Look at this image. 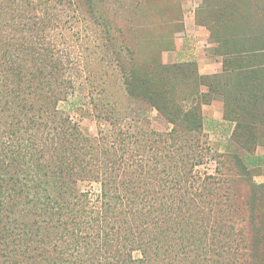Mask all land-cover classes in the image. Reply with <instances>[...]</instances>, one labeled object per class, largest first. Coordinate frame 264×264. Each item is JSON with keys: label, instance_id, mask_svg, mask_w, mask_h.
Returning a JSON list of instances; mask_svg holds the SVG:
<instances>
[{"label": "rangeland", "instance_id": "obj_1", "mask_svg": "<svg viewBox=\"0 0 264 264\" xmlns=\"http://www.w3.org/2000/svg\"><path fill=\"white\" fill-rule=\"evenodd\" d=\"M94 3L90 20L77 13L83 2L48 13L75 80L61 107L107 138L109 162L152 154L140 176L147 183L136 186L185 209L172 239L191 258L200 253L198 264H234L240 252L246 264H264V0ZM123 74L155 77V100L175 121L149 106L148 84L128 100ZM156 154L167 155L166 167ZM158 171L172 177L167 191Z\"/></svg>", "mask_w": 264, "mask_h": 264}, {"label": "trees", "instance_id": "obj_2", "mask_svg": "<svg viewBox=\"0 0 264 264\" xmlns=\"http://www.w3.org/2000/svg\"><path fill=\"white\" fill-rule=\"evenodd\" d=\"M82 2L86 10L77 13L90 20L94 0H0V264H198L200 253L191 258L172 239L185 209L136 186L147 183L140 176L153 168L152 154L109 162L107 138L86 132L61 107L75 80L48 13ZM123 75L128 100L148 84L149 106L175 121L155 100L162 93L155 77ZM156 156L166 167L167 155ZM158 173L168 190L172 177ZM238 255L234 264H246Z\"/></svg>", "mask_w": 264, "mask_h": 264}]
</instances>
